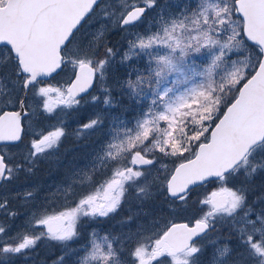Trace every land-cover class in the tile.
<instances>
[{
	"label": "snow or ice",
	"instance_id": "1",
	"mask_svg": "<svg viewBox=\"0 0 264 264\" xmlns=\"http://www.w3.org/2000/svg\"><path fill=\"white\" fill-rule=\"evenodd\" d=\"M158 7V0H0V145L5 146L0 147V182H11L22 171L32 173L39 158L58 149L65 135L62 127L44 134L31 123L35 118L39 125L41 115L53 113V93L58 105L72 107L99 82L104 104L112 105L105 82L117 50L109 46L107 33L112 28L130 30ZM168 8H161L154 20L156 31L137 33L128 42L120 61L142 53L148 57V75L137 72L135 80L129 77L120 86L137 100L144 85L154 82L151 104L133 128H123V136L105 146L95 166L107 168L105 161L131 153L132 165L159 168L153 174L146 168L117 165L110 178L74 206L34 219L44 229L38 234H18L9 238L13 242L0 239V264H10L14 255L33 250L43 238L67 246L80 235L82 217L117 212L128 188H135L141 201L151 198L155 188L175 215L185 210L197 188L212 180L219 187L198 201L208 211L191 225L170 221L159 231L155 222L151 228L138 226L132 264H165L161 257L170 258L168 264H201L203 240L216 245L211 264H264V207L250 204L246 195L248 182L264 172V0H197L195 7ZM93 18L100 27L90 32L85 26ZM202 50L209 63L197 70L195 60H189ZM65 69L73 77L66 88L42 86L45 78ZM170 76L171 86H164ZM102 124L98 114L82 124L77 135ZM114 131L119 136V130ZM8 145L23 147L9 155ZM156 152L171 158L175 166L169 168ZM241 175L240 187L228 186ZM63 192L66 199L73 195V184ZM34 196L30 190L17 194L24 203ZM0 210L17 215L7 198L0 199ZM132 220L130 216L127 222ZM27 223L32 226V220ZM217 224L229 228L235 247L210 239ZM6 235L0 224V237ZM91 235L79 264H125L113 240L105 235L100 243L95 232ZM53 264H64V256Z\"/></svg>",
	"mask_w": 264,
	"mask_h": 264
},
{
	"label": "trees",
	"instance_id": "2",
	"mask_svg": "<svg viewBox=\"0 0 264 264\" xmlns=\"http://www.w3.org/2000/svg\"><path fill=\"white\" fill-rule=\"evenodd\" d=\"M117 31V33L111 32L107 35L109 46H112L114 49L117 47V43L119 41L117 35L121 32V30L117 29ZM64 72L65 70L61 71L56 77L45 81L44 85L48 84L53 85L54 87L63 88L61 84H53V82L61 77L63 79L66 78V75L64 76ZM85 99L86 98H83L81 101ZM71 114L77 115L79 124H82L91 119L90 116H94L95 112L94 110L92 112L90 109H86L84 112L72 111ZM38 126H40L41 129H44L45 123L40 120ZM92 135L95 136L96 141H98L102 133L99 134V137L97 132H94ZM30 138L31 137L26 136L25 143H27ZM75 139L76 138L74 137H69V140H63V142H61V153L54 152V159L39 158L37 161L40 162H36L32 173L29 174L22 171L11 182H2L0 188H6V193L11 195L14 190L19 189L24 185L34 188V186H32L34 185L32 181L37 180L35 186L38 188L40 186L39 183H43L51 184L53 188H58L59 190L57 194H52L50 199L43 206L44 211L42 214L45 212L51 214L52 212H58L65 207L74 206L79 198L83 195L94 192L104 180L108 179V174L106 176H100L99 173L91 170V168H89L86 173L79 174L78 166L84 163L86 158H89L91 152H94L93 144L96 141L93 143L84 142L80 145L77 144L79 141H76ZM22 147L23 146H20L19 148L11 146L9 148L13 149L14 154H17L21 151ZM66 148L69 149L65 154H63L62 152ZM18 159L19 157L17 156V160ZM164 159V161H167L168 158L164 157ZM88 175L92 177L91 180L87 179ZM81 180H83V183H79ZM73 181L76 183H73ZM243 183L244 177L241 175L240 177L230 181L228 186L240 187ZM69 184H73L74 194L68 196L66 199L63 190L66 189ZM218 187L219 183L215 181L209 182L197 188L188 200L185 210L175 215L171 214L170 206L165 203L164 197L155 188L152 189L151 198L144 201H141L137 196L135 188H128L121 207L117 210V212L110 214L108 217H82L81 222L78 225L80 235L73 241L68 242L67 246L61 245L59 242L43 238L41 241L37 242V246L33 250H26L23 255H14L10 264H53V262L61 255L64 256V264H72L69 256L72 248L76 245L81 247L83 244L93 239L91 235L93 232H95L96 238L100 243H103V240L100 238L107 235L110 240L114 241V248L119 250L125 264L132 263L130 253L135 247L136 237L134 236V233L137 231L138 226L151 228L152 223L155 222L157 226L161 223L164 227L170 221L175 223L186 222L192 224L195 219H198L204 214V212L208 211V206H201L198 201L203 199L204 196ZM247 188L248 190L246 195L249 203L252 198L257 196L262 197L264 195V182L259 179L258 173L251 179L250 182H248ZM8 200L10 201V210L20 209L19 207H15L16 204L21 205L15 198L10 197ZM31 205L35 207V204ZM256 206L258 208L264 206V201ZM27 208L29 209L31 207ZM31 210H33V208H31ZM130 216L133 217V220L129 223L127 221ZM28 219L29 218L25 220ZM32 219L34 220L35 218ZM0 220H2L1 224H3L6 229L15 225L12 217L4 214V211L2 210H0ZM24 224L25 227L28 226L27 222H24ZM221 227L222 226L220 224H217L218 231L213 232V236L215 238H220L221 232L226 236L229 235V232H225V229ZM33 230L35 231V234H38L44 229L43 227L34 226L29 231L22 232L19 236H22L25 233L32 234ZM7 241L13 242L11 240ZM204 254V252L201 254L202 259L205 257ZM78 256L81 259L85 257L80 255V252ZM204 263L205 261L202 262V264ZM153 264H157V262L155 261ZM165 264L167 263L165 262Z\"/></svg>",
	"mask_w": 264,
	"mask_h": 264
},
{
	"label": "rangeland",
	"instance_id": "3",
	"mask_svg": "<svg viewBox=\"0 0 264 264\" xmlns=\"http://www.w3.org/2000/svg\"><path fill=\"white\" fill-rule=\"evenodd\" d=\"M197 3V0H158V4L160 7L156 9H150L146 13L145 21L135 27H131L128 31H122L117 35L118 37V43L117 47L115 48L117 50V55L115 59L112 61L111 66L108 69L107 73V80L106 84L111 89V97H112V105H105L104 104V92L102 91L101 84L99 82H96L95 89L93 90L92 94L87 97L85 100L81 101L79 105H74L72 107H65L64 105L57 104V97L56 94H52V101L54 111L51 115H41L39 117V120H41L43 123H45L44 129H41L40 126L36 124L35 118L31 121L33 129L37 131H41L42 133L46 134L49 131L55 130L57 127H62L64 129L65 135L61 138L60 144L58 149H56L54 152L61 153L62 143L63 140H69V137L76 138L77 144L82 145L84 142L93 143L96 141V137L92 134L94 132L99 134L102 133L100 136V139L93 144V150L94 152H91L89 155V158H86V161L84 163L80 164L78 166L79 174H84L88 171L89 168L91 170L96 171L99 173L100 176H106L108 174V178L111 177L113 166H127V167H133L134 170L136 168H142V169H149L151 173H155L156 170L159 168V164H155L154 166H139V165H132L130 163L131 160V153H121L120 156L117 157L115 161H105L108 164V167L105 168L103 165H100L98 169L95 168L97 164H100L99 156L103 154V151L105 150V146L113 140L115 137L117 140L123 136V128H133L135 125V122L137 119L141 118L142 113L146 112L149 105L151 104V100L153 99L152 96V89H154L155 84L151 86L144 85V93L142 94L141 99L134 100L129 94L126 88H121V84L129 79V77L133 80L136 79L137 72L147 76L148 72L146 69L149 67V60L148 57L145 54H141L139 56H133L131 60H128L124 63H121V56L124 52L128 50V42L130 40H134L136 38V34L139 33L143 35L144 33L148 31H156V28L153 25L154 20L157 18L158 13L160 12L161 8H163L166 4L169 5L168 11H176V6L179 5L181 7L184 6H191L195 7ZM90 32L96 31L100 27V21L93 18L89 22L88 25L85 26ZM118 28H112L109 30L107 35L109 33H117ZM157 51H160L163 53L165 49L158 48ZM192 59L195 60V66L197 67V70H202L203 67H205L209 63V57L206 51H203L200 54H194L192 58H190L189 63H191ZM66 75V78H59L53 82V84H61L63 88H66L72 79V74L70 69H65L64 76ZM174 79V77L170 76L168 78L169 83L164 86H171V80ZM42 86H52L53 85H42ZM183 87V86H182ZM92 96H96L99 99L96 101L92 100ZM90 109L92 112L94 110L95 115L90 116L91 119L95 118L98 114L103 120V124L100 125L95 130H89L84 135L78 136L77 130L81 127L82 124L86 122L79 124L78 122V116L71 114L72 111L77 112H84V110ZM26 125L29 123L28 120L25 121ZM122 122V123H121ZM163 126V122H162ZM114 129L119 130V136L117 135V132L114 131ZM32 132L29 131L28 136L31 137ZM68 137V138H67ZM72 143V142H71ZM147 143V142H146ZM9 150V155H13V149L9 148L11 146H6ZM69 148H66L63 150V154L67 152ZM134 149L133 151H135ZM51 152L50 154L43 156L41 158L45 159H54L55 153ZM143 154V153H142ZM155 155L161 159L163 163L168 164L169 168H172L175 166V163H173V160L171 158H168L167 161H164V157H161L162 154L159 152H156ZM88 157V155H87ZM148 158H152L151 156H148ZM40 162V161H37ZM113 167V168H112ZM259 179L264 182V172H258ZM151 177H147V179H150ZM34 183V188L31 186L24 185L23 187L16 189L13 191L11 195L6 193V188L3 189L0 188V199L7 198H15L18 202H20L21 205L16 204L15 207H19L20 209H13L17 215L15 217H12L14 220V226L7 228L8 235L0 237L2 240H10V237L17 236L18 234H21L22 232L29 231L31 228L36 225L34 224L33 213H35V219H38L40 215H42V212L44 211V205L46 202L50 199L52 194L58 193V188H53L51 184H43L39 183V188L35 186L37 180L32 181ZM143 181H141L142 183ZM25 190H30L35 193L34 199L30 200L26 204L24 202L17 198L18 193H22ZM264 194V193H263ZM264 197V195L262 196ZM260 197L257 196L255 198H252L250 201V204L255 203L256 205H259L262 200L259 199ZM31 204H35V207ZM27 207L33 208V210H29ZM264 207V206H262ZM3 211V210H2ZM4 214L6 212L4 211ZM7 215V214H6ZM8 216V215H7ZM11 217V216H9ZM29 218L28 220H25ZM29 220H32V226L25 227L24 222H28ZM194 222V221H193ZM2 223V220H0V224ZM22 224V225H21ZM28 224V223H27ZM20 225V226H19ZM222 226V225H221ZM43 227V226H39ZM163 226L161 223H159V226L155 229L156 231H159L162 229ZM221 228L225 229V232H229V228L224 225ZM214 233H211L210 239L216 240L217 245H223L225 243H229L232 246H236V239L234 236H226L224 233L221 232L220 238H215ZM76 239V238H75ZM201 243L204 246V255L205 257L201 260L202 262L205 261L204 264H211L212 256L214 253V249L216 245H213L209 243V240H203ZM90 247V241L83 244L81 247H78L77 245L72 248V251L70 252L69 256L71 258L72 264H79L81 258H79L78 254L80 252V255L86 256L87 251ZM131 258V255H130ZM159 260H165V262L168 264V261L170 258H158ZM132 261V258H131ZM155 262V261H154ZM153 262V263H154ZM132 264V263H129Z\"/></svg>",
	"mask_w": 264,
	"mask_h": 264
},
{
	"label": "water",
	"instance_id": "4",
	"mask_svg": "<svg viewBox=\"0 0 264 264\" xmlns=\"http://www.w3.org/2000/svg\"><path fill=\"white\" fill-rule=\"evenodd\" d=\"M59 72H60V71H58V73H59ZM58 73H53V75H52L51 77H47V78H45V80H49V79L53 78V77L56 76ZM72 79H73V78H72ZM94 85H95V82H94ZM94 85H93L92 88H89L88 93H86V94L82 93L81 95H82L83 97L89 95L90 92L93 90ZM77 98L79 99V97H77ZM2 146H4V145H0V147H2ZM8 146H11V145H8ZM212 181H215V180H212ZM1 184H2V182H0V185H1ZM181 223H186V222H181Z\"/></svg>",
	"mask_w": 264,
	"mask_h": 264
},
{
	"label": "bare ground",
	"instance_id": "5",
	"mask_svg": "<svg viewBox=\"0 0 264 264\" xmlns=\"http://www.w3.org/2000/svg\"><path fill=\"white\" fill-rule=\"evenodd\" d=\"M31 210V208H29Z\"/></svg>",
	"mask_w": 264,
	"mask_h": 264
}]
</instances>
